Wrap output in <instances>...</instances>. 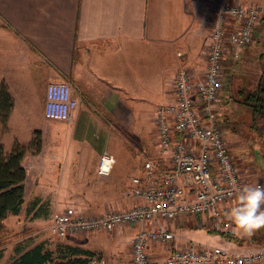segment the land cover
Masks as SVG:
<instances>
[{
    "label": "crops",
    "instance_id": "0c3cea01",
    "mask_svg": "<svg viewBox=\"0 0 264 264\" xmlns=\"http://www.w3.org/2000/svg\"><path fill=\"white\" fill-rule=\"evenodd\" d=\"M215 1L0 0V84H7L14 102L1 141L7 151L15 140L28 146L35 131L42 141L39 152L28 150L23 157L24 203L4 220L7 227L14 229L9 218L19 219L23 212L36 226L66 202L100 212L138 202L126 192L133 177H147L144 161L153 159L157 174L169 165L159 145L156 108L175 100L180 68L205 69ZM235 60L227 55L226 69ZM63 81L71 83L79 104L70 119L48 118L47 86ZM91 126L102 137L89 139ZM126 132L131 138H124ZM105 152L114 155L115 163L109 175L101 176L97 166ZM242 167L247 178L263 181ZM171 226L181 245L197 241L248 251L264 244L248 243L252 235L229 236L203 215H184ZM136 230L123 226L92 236L70 235L65 242L100 251L112 264H128ZM263 234L262 228L253 235ZM41 241L36 236L19 245ZM149 251L158 261L167 256L158 245Z\"/></svg>",
    "mask_w": 264,
    "mask_h": 264
},
{
    "label": "built area",
    "instance_id": "2783aa9c",
    "mask_svg": "<svg viewBox=\"0 0 264 264\" xmlns=\"http://www.w3.org/2000/svg\"><path fill=\"white\" fill-rule=\"evenodd\" d=\"M264 16V0H216L209 21L207 64L203 72L188 67L175 77V100L158 105L156 128L162 153L169 165L157 174V164L144 161L146 178L135 176L126 194L138 200L123 210L85 214L74 206L52 215V233L58 237L93 231H113L136 226L131 239L128 264H263L264 244L254 250L237 251L228 247L187 241L179 243L171 224L184 215H203L215 229L236 235L228 219V208L237 203V191L245 185L264 187L243 174L235 160L219 121V98L223 89L227 53L238 59L254 36ZM79 101L68 81L47 86L45 115L70 119ZM115 157L105 152L99 158L97 173L109 175ZM162 245L167 256L152 259L150 246ZM89 264H107L93 254Z\"/></svg>",
    "mask_w": 264,
    "mask_h": 264
},
{
    "label": "rangeland",
    "instance_id": "374dc122",
    "mask_svg": "<svg viewBox=\"0 0 264 264\" xmlns=\"http://www.w3.org/2000/svg\"><path fill=\"white\" fill-rule=\"evenodd\" d=\"M261 20L260 22L262 23L254 32L253 40L242 49V51L244 50L243 55L241 51L240 57L236 59L237 61L229 62L227 64V69L225 67L227 77L226 80L225 77L223 79L224 83L220 93L218 111L221 113L219 115L220 124L231 145L235 160L237 163L243 162L240 167L244 166L247 172L252 173V175L254 174L258 180L261 179L263 180L261 182H264V115L262 114L263 112L254 113L252 106L242 103L243 98H246L249 93L256 91L259 85H264V16ZM207 54L208 49L206 50V64ZM227 55L232 56V52L229 51ZM154 122L156 125V113ZM96 135L102 137L101 133L98 131L95 132L94 127L91 126L88 133L89 139H95ZM124 138H131L130 133L126 132ZM243 174H245V172H243ZM64 206H74L81 210V207L73 202H66ZM81 211L85 214L100 213V211L87 209ZM27 218L28 216L25 212H23L19 219L17 216H11L9 218V223L15 226L14 229H10L4 224L5 230L0 238V251L2 252L0 264H7L17 255L16 248L19 244L23 243V241H27L36 236H42L46 245L51 249H55L58 244L66 243V238L70 236L68 235L61 238L52 233L50 227L52 222L51 216L47 215L45 221L38 223L36 226H31ZM18 223L21 224L19 228H17ZM35 232L37 233L34 234ZM100 232L102 231L71 235L92 236ZM29 233H32V235L27 236ZM23 236L27 237L22 239ZM252 236L253 237L250 238L248 243H250L251 240L252 242H257V240L264 241V234L261 237H257L258 239H256L255 235ZM127 245L128 244L122 245L121 251L127 248ZM160 249L163 252L167 250V248L162 245ZM96 253L104 256L107 264H112V261L108 259L104 253L100 251H96ZM151 258L153 259L152 256Z\"/></svg>",
    "mask_w": 264,
    "mask_h": 264
},
{
    "label": "trees",
    "instance_id": "16d2710c",
    "mask_svg": "<svg viewBox=\"0 0 264 264\" xmlns=\"http://www.w3.org/2000/svg\"><path fill=\"white\" fill-rule=\"evenodd\" d=\"M242 103L252 106L254 113L264 115V85L243 98ZM13 97L5 82L0 84V238L5 230L4 220L9 214H18L24 203V180L26 169L22 164L28 150L37 153L41 150V133L34 132L28 146L18 140L7 151L1 141V135L7 129V123L13 108ZM17 255L7 264H89L90 257L96 252L68 243H61L55 249L41 241L32 246L18 245ZM2 252L0 251V260ZM264 264V263H263Z\"/></svg>",
    "mask_w": 264,
    "mask_h": 264
},
{
    "label": "clouds",
    "instance_id": "9594fccd",
    "mask_svg": "<svg viewBox=\"0 0 264 264\" xmlns=\"http://www.w3.org/2000/svg\"><path fill=\"white\" fill-rule=\"evenodd\" d=\"M237 203L227 213L237 235L251 236L264 228V187L245 185L237 191Z\"/></svg>",
    "mask_w": 264,
    "mask_h": 264
}]
</instances>
